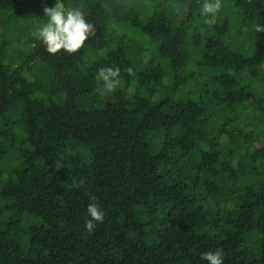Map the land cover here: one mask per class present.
Listing matches in <instances>:
<instances>
[{
  "label": "trees",
  "instance_id": "16d2710c",
  "mask_svg": "<svg viewBox=\"0 0 264 264\" xmlns=\"http://www.w3.org/2000/svg\"><path fill=\"white\" fill-rule=\"evenodd\" d=\"M229 1L83 0L85 62L32 35L55 0H0V264H264V0Z\"/></svg>",
  "mask_w": 264,
  "mask_h": 264
},
{
  "label": "clouds",
  "instance_id": "9594fccd",
  "mask_svg": "<svg viewBox=\"0 0 264 264\" xmlns=\"http://www.w3.org/2000/svg\"><path fill=\"white\" fill-rule=\"evenodd\" d=\"M222 7V0H202L200 15L202 17L215 16ZM43 13L47 19L38 22L32 35L52 55L60 52L76 53L91 37L95 35L94 25L87 19L83 7V0H73L72 5L66 6L65 0H55L51 7H44ZM264 30V26L256 24V31ZM132 74V69H128ZM96 79L102 82L105 93L114 92L120 84V69L118 67H100ZM88 219L85 228L92 231L96 222H102L103 211L94 203L87 207ZM208 264H223L221 251H209L202 254Z\"/></svg>",
  "mask_w": 264,
  "mask_h": 264
},
{
  "label": "rangeland",
  "instance_id": "374dc122",
  "mask_svg": "<svg viewBox=\"0 0 264 264\" xmlns=\"http://www.w3.org/2000/svg\"><path fill=\"white\" fill-rule=\"evenodd\" d=\"M224 2L226 3L225 4V6H227V7H229L230 6V1L229 0H224ZM161 2H158V4H160ZM157 4V5H158ZM153 8H154V6L151 4V3H149V5H145L144 6V8H142V10H141V14H142V16H149L150 14H151V12H152V10H153ZM230 15V14H229ZM229 22H230V28H229V30H228V32H227V34L225 35L226 37H225V41L230 45V46H232V47H234V48H237L239 51H244V50H246V47H247V44H246V42L243 40V39H241V33H239V31L237 30L239 27H241L242 25V17H234V18H229ZM125 25H122V24H119L118 26H117V28H119V30L121 31L123 28L125 29V27H124ZM200 26H204L205 28H200ZM27 27H30V24H28V25H25L24 27H23V30H25V32H26V30H27ZM194 27H195V29L199 32V33H201V34H203L205 37H212L213 36V32H212V29L209 27V26H207V25H205V23L202 21V24L201 23H196L195 22V24H194ZM253 30H256V27L255 26H253L252 27V30H249V32H253ZM243 31H246L245 29H243ZM248 32V33H249ZM247 33V34H248ZM244 34V33H243ZM118 35V34H117ZM128 37V39H127V43L129 44V45H132V47L133 48H135L134 47V44L136 43L137 45H138V47H140V48H142V49H140V51L142 52L144 49H146V48H149L150 47V45H148L146 42H144V38H142L141 36H139V35H137V39H136V41H134L133 39H132V36H133V34H128L127 35ZM19 39V38H18ZM14 40L15 41H19V40H17L16 39V35L14 36ZM117 43V42H116ZM110 45H114V44H110ZM114 46H116V45H114ZM148 50V49H147ZM151 50V49H150ZM134 51H135V53H136V50L134 49ZM144 52V51H143ZM91 53H92V50H90L89 48H86V47H83L82 49H81V51H80V54H81V58L85 61V62H89L90 60H91V58H92V55H91ZM133 60H134V57L132 56L131 57ZM39 63V62H38ZM41 64V63H40ZM167 64H168V62H167ZM42 65V64H41ZM43 66V65H42ZM189 70H191V67H189L188 68ZM192 69H194V65H192ZM166 70V69H165ZM206 70H202V73H204V75H207L206 73ZM29 77H34V76H30V73H29V76H27L26 78L30 81V78ZM31 78V79H32ZM168 79L170 78V77H167ZM171 79H172V77H171ZM172 81V80H171ZM79 106L80 107H83V108H86L87 106L86 105H84L83 104V102H80L79 103ZM248 114H254V113H251V112H249ZM242 120L243 121H245L243 118H242Z\"/></svg>",
  "mask_w": 264,
  "mask_h": 264
}]
</instances>
